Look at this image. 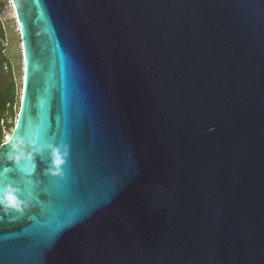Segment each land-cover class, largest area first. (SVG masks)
Listing matches in <instances>:
<instances>
[{"label": "water", "instance_id": "1", "mask_svg": "<svg viewBox=\"0 0 264 264\" xmlns=\"http://www.w3.org/2000/svg\"><path fill=\"white\" fill-rule=\"evenodd\" d=\"M0 264H264V0H10Z\"/></svg>", "mask_w": 264, "mask_h": 264}, {"label": "rangeland", "instance_id": "2", "mask_svg": "<svg viewBox=\"0 0 264 264\" xmlns=\"http://www.w3.org/2000/svg\"><path fill=\"white\" fill-rule=\"evenodd\" d=\"M0 24L4 36L0 46V86L12 82L16 94V102L12 108V118L9 120L12 125L3 134L5 140L11 134L13 124H15L18 115L23 72L20 38L10 0H0Z\"/></svg>", "mask_w": 264, "mask_h": 264}, {"label": "trees", "instance_id": "3", "mask_svg": "<svg viewBox=\"0 0 264 264\" xmlns=\"http://www.w3.org/2000/svg\"><path fill=\"white\" fill-rule=\"evenodd\" d=\"M4 39L2 26L0 24V46ZM6 66V63H5ZM16 102V94L13 83L0 86V145L4 142L3 134L8 131L12 125V108ZM15 124H13L12 130Z\"/></svg>", "mask_w": 264, "mask_h": 264}]
</instances>
